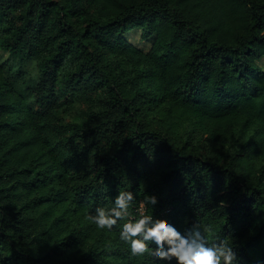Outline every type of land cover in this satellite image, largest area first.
Returning a JSON list of instances; mask_svg holds the SVG:
<instances>
[{
	"label": "trees",
	"instance_id": "16d2710c",
	"mask_svg": "<svg viewBox=\"0 0 264 264\" xmlns=\"http://www.w3.org/2000/svg\"><path fill=\"white\" fill-rule=\"evenodd\" d=\"M0 50V264H166L119 191L264 264V0H0Z\"/></svg>",
	"mask_w": 264,
	"mask_h": 264
},
{
	"label": "clouds",
	"instance_id": "9594fccd",
	"mask_svg": "<svg viewBox=\"0 0 264 264\" xmlns=\"http://www.w3.org/2000/svg\"><path fill=\"white\" fill-rule=\"evenodd\" d=\"M136 197L132 191H119L110 208H97L94 215L87 219L95 224L99 230L113 228L121 220L123 223L119 232V239L130 246V255L133 257L148 254L153 258L164 261L166 264H236L238 253L225 241L208 246L206 236L201 229L194 225L186 233L178 231L165 219L154 218L149 215H140L131 218L129 209ZM158 204L154 195H144L140 201V209H146ZM150 244L155 247H150Z\"/></svg>",
	"mask_w": 264,
	"mask_h": 264
},
{
	"label": "rangeland",
	"instance_id": "374dc122",
	"mask_svg": "<svg viewBox=\"0 0 264 264\" xmlns=\"http://www.w3.org/2000/svg\"><path fill=\"white\" fill-rule=\"evenodd\" d=\"M140 35H141V31L139 29H134L132 32L124 35V37L128 42H130L134 46L146 51L149 49L152 43V39L142 40L140 38ZM7 58H8V53L3 50H0V64L4 63ZM257 63L264 71V58L259 59Z\"/></svg>",
	"mask_w": 264,
	"mask_h": 264
}]
</instances>
